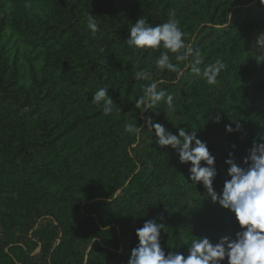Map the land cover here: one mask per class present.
Here are the masks:
<instances>
[{
  "label": "trees",
  "instance_id": "trees-1",
  "mask_svg": "<svg viewBox=\"0 0 264 264\" xmlns=\"http://www.w3.org/2000/svg\"><path fill=\"white\" fill-rule=\"evenodd\" d=\"M172 10L189 60L199 52V74L168 52L183 70L177 79L156 66L162 46L126 43L139 19L155 27ZM261 33L260 0H0V264H129L148 220L166 226V255L187 256L198 238L234 239L243 231L235 214L190 179L191 163L158 145L146 118L174 135L196 132L215 157L221 195L226 160L246 167L254 143L264 144ZM217 61L225 67L208 85L203 70ZM153 82L173 96L172 110L166 97L135 106ZM100 88L113 101L108 115L93 103Z\"/></svg>",
  "mask_w": 264,
  "mask_h": 264
},
{
  "label": "clouds",
  "instance_id": "clouds-1",
  "mask_svg": "<svg viewBox=\"0 0 264 264\" xmlns=\"http://www.w3.org/2000/svg\"><path fill=\"white\" fill-rule=\"evenodd\" d=\"M264 5V0H260ZM175 10L171 11L168 22L155 27L149 26L144 18L139 19L131 27V36L126 40L129 47L137 49H159L161 46L167 51L162 52L156 61L158 69H168L176 73V78L183 76V70L170 61L168 52L175 53L176 60L188 61L192 70L200 73V69L194 64H199V52L186 47L183 40L184 33L178 27L179 21L175 19ZM88 27L93 31H99L93 15L89 14ZM215 27H227L214 25ZM258 50L264 51V33L257 37ZM184 49L183 52L181 50ZM225 67L220 61L209 64L203 70V78L208 85H215L221 70ZM137 79H149L146 71L135 73ZM108 89L100 88L94 95L93 103L104 104V114L113 111L112 99L107 96ZM169 110L174 108L173 96L164 91H157V82L146 86L143 95L135 102L138 109L148 110L156 103L165 100ZM219 122V117L215 118ZM149 129H154L158 137V145L161 148L171 146L179 155L182 164L191 163L190 179L196 183H203L206 194L214 203L218 202L225 209L231 210L239 222L243 231L236 233L235 238L223 237L218 243L213 244L207 238L194 239L188 246V255L178 252L165 254L160 244L161 229L166 231V226L155 220H148L142 228L136 230L139 244L132 249L129 264H221L227 258L228 264H264V144H255L249 150V155L244 158L246 167L239 166L235 159H228L229 180L225 181L223 192L218 195L213 187L214 178L217 175L215 157L210 153L205 142L197 138L193 131L191 134L183 128H179V134L174 135L167 131L161 124L153 123L151 117L146 118ZM228 132H233L231 125H227ZM239 125H237V129ZM128 133L137 134L140 131L134 124H128L125 128ZM193 141L195 146L193 147ZM232 154L230 153V156ZM204 162L207 166H202Z\"/></svg>",
  "mask_w": 264,
  "mask_h": 264
}]
</instances>
